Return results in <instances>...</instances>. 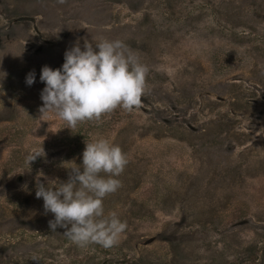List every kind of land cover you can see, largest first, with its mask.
Masks as SVG:
<instances>
[{
	"label": "rangeland",
	"instance_id": "1",
	"mask_svg": "<svg viewBox=\"0 0 264 264\" xmlns=\"http://www.w3.org/2000/svg\"><path fill=\"white\" fill-rule=\"evenodd\" d=\"M100 38L149 68L138 107L75 128L41 114V68ZM0 72V264H264V0H0ZM96 138L128 160L107 249L52 232L35 197Z\"/></svg>",
	"mask_w": 264,
	"mask_h": 264
},
{
	"label": "clouds",
	"instance_id": "2",
	"mask_svg": "<svg viewBox=\"0 0 264 264\" xmlns=\"http://www.w3.org/2000/svg\"><path fill=\"white\" fill-rule=\"evenodd\" d=\"M148 72L137 54L119 39L84 40L82 48L79 41L74 42L65 51L60 68H41L39 81L44 87L39 112L75 128L85 121L98 122L117 108L132 111L145 93ZM35 80V73L30 72L25 83L31 86ZM38 157L36 152L28 153V167ZM80 160L67 169L64 182L37 181L35 197L42 199L44 213L53 217L48 221L52 232L63 229V235L81 248L92 244L114 247L127 224L117 211H105L104 200L121 187L118 177L128 163L126 154L119 145L96 138L84 143Z\"/></svg>",
	"mask_w": 264,
	"mask_h": 264
}]
</instances>
